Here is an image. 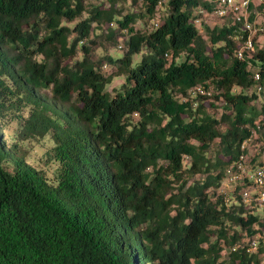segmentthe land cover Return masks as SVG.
<instances>
[{"label":"trees","instance_id":"obj_1","mask_svg":"<svg viewBox=\"0 0 264 264\" xmlns=\"http://www.w3.org/2000/svg\"><path fill=\"white\" fill-rule=\"evenodd\" d=\"M160 7L0 0V121L16 142L47 137L57 166L50 180L0 142V264L251 261L260 219L218 188L255 121L264 132V48L237 60L229 18L193 25L202 0Z\"/></svg>","mask_w":264,"mask_h":264},{"label":"built area","instance_id":"obj_2","mask_svg":"<svg viewBox=\"0 0 264 264\" xmlns=\"http://www.w3.org/2000/svg\"><path fill=\"white\" fill-rule=\"evenodd\" d=\"M168 0H157L161 6ZM206 9L198 7L194 12L192 23L199 26L209 19L220 23L230 19L235 26L233 39L237 41L234 57L243 60L245 53L253 51L254 45L264 34V0H202ZM154 22L153 26L156 27ZM254 91L264 94V85L258 83L259 77L253 75ZM190 96L205 94L196 87L189 91ZM260 127L254 122V128L242 140L238 148V156L226 169L218 192L224 195L226 203L239 200L251 213L258 216L260 226L256 232L245 240L244 252L251 261L248 264H264V132L259 134ZM233 202V201H232ZM259 211L260 215L257 214Z\"/></svg>","mask_w":264,"mask_h":264},{"label":"rangeland","instance_id":"obj_3","mask_svg":"<svg viewBox=\"0 0 264 264\" xmlns=\"http://www.w3.org/2000/svg\"><path fill=\"white\" fill-rule=\"evenodd\" d=\"M99 1V0H98ZM167 3V2H166ZM166 3L162 4L160 9L158 10L157 14L159 18H161L164 15V10ZM220 22L216 19H209L208 21H205V24L208 27H212L215 24H219ZM150 24H147V28H150ZM141 22L135 23V29H142ZM205 42H207L205 40ZM256 46L264 48V34L259 37L256 41ZM98 54V53H96ZM109 54L115 56L119 55V51L117 48L110 49ZM99 55V54H98ZM140 53L133 56V62H138L140 59ZM104 72L109 73L110 69L108 66H105L102 68ZM122 82V78H114L111 82V84L107 87V91H110L112 88H117ZM249 93V92H248ZM257 95V101L256 106L257 108L264 103V94H256ZM218 107L217 113H220V108ZM16 131H17V125L15 122H9L7 120L0 121V142L3 141V146L7 148L11 144L17 143L19 145V148L22 152L25 154V161L32 167L36 169H41L45 175L51 180L55 174V169L57 168L55 161L51 158V143L48 140L47 137H44L42 139H33L28 140L25 142H16ZM8 166V165H7ZM9 170L10 167H7ZM257 214L260 215L259 211H257Z\"/></svg>","mask_w":264,"mask_h":264}]
</instances>
